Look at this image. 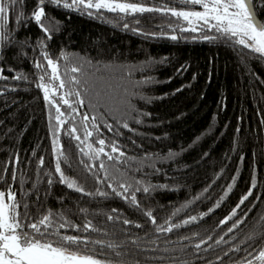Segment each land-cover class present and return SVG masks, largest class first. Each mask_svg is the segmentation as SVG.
<instances>
[{
  "label": "trees",
  "instance_id": "1",
  "mask_svg": "<svg viewBox=\"0 0 264 264\" xmlns=\"http://www.w3.org/2000/svg\"><path fill=\"white\" fill-rule=\"evenodd\" d=\"M118 2L203 11L181 0ZM36 4L24 0L19 10L25 20L10 9L0 29L8 37L0 39V68L8 77L0 80V191L16 195L25 223L51 213L52 225L42 231L86 238V246L73 250L113 264H245V258L258 264L254 257L264 250V57L199 24L196 32L181 31L192 25L163 12L48 4V39L30 19ZM258 17L264 22V13ZM45 52L59 62L65 88L51 80ZM72 67L81 71L72 73ZM72 76L80 85L70 82ZM40 83L57 89L50 93L55 104L44 99ZM126 90L134 93L130 115ZM69 91L81 93L65 97L71 108L60 99ZM57 157L84 192L61 182ZM233 210L236 216L227 219Z\"/></svg>",
  "mask_w": 264,
  "mask_h": 264
},
{
  "label": "snow or ice",
  "instance_id": "2",
  "mask_svg": "<svg viewBox=\"0 0 264 264\" xmlns=\"http://www.w3.org/2000/svg\"><path fill=\"white\" fill-rule=\"evenodd\" d=\"M185 5L200 6L203 11H177L173 8H154V7H145L138 3H127V2H118V0H37L36 8L32 11L30 19L35 22V24L42 30L48 39H51L50 27L48 26L52 21L47 16L45 11V6L48 4L55 5L57 7H63L65 9L73 10H82V9H96L98 12L102 9L108 10L110 12H119L124 14H133V13H146V12H163L164 14H170L173 17L182 18L184 21H187L189 25H192L190 28H181V31H197V24L201 29L208 28L210 30H215V32L220 34V38H226L228 41L232 42L235 45H240L244 49H249L253 53L260 54L261 57H264V22L258 20V16L261 13H264V0H181ZM24 5V0H0V29L5 27V24L9 18L10 9H17V20H25L28 17H25L23 11H20ZM19 6V8L17 7ZM88 15H92L91 12H88ZM127 27V25H125ZM216 36H205L204 39L207 40H216ZM0 39H8L6 33L0 31ZM172 40H177L178 37L173 35L171 36ZM43 43V42H42ZM46 47V45H44ZM63 59L67 60L68 57L66 54H62ZM3 57L0 56V59ZM44 59L47 60L48 66L51 68L50 78L51 80L58 81V87L60 89L65 88L66 82L61 78L59 70V62L51 59L48 54L44 53ZM37 68H42L40 63L36 64ZM3 68H0V80H7L8 77L4 76ZM72 73H78L81 71L79 67H72L70 70ZM19 80L25 77L17 75L14 77ZM41 81L44 80V76H40ZM76 85H80L81 81L76 77L72 76L71 81ZM37 87L42 88L44 92V99L47 100L50 104H55L56 102L52 100L51 94H54L57 89L49 88L47 84L40 83L37 84ZM76 96L80 97L81 93L79 91H69L65 93L60 99L68 107H72L69 103V100L66 99V96ZM99 95V93H97ZM131 95L134 93H127L124 100V107L126 109L125 114L130 115L131 112L135 111L134 107L131 105ZM80 105H84V100L79 99L77 101ZM73 112H77L78 109L72 108ZM56 112L59 115L56 116V120L60 121L61 124L65 121L61 120L63 113L60 112V107L56 104ZM89 119L88 115L83 116V120L87 121ZM92 121L95 122L97 117H91ZM99 127L98 125L96 126ZM108 129L111 131L112 126L107 125ZM124 128H128L127 123L123 124ZM75 128L71 129V132L74 133ZM86 135L91 136L92 132L86 130ZM76 140H80V137L75 136ZM83 143V141H81ZM100 145H104L105 141L100 139L98 141ZM89 149L92 148V145H88ZM83 151V149H81ZM112 152H119V148L112 146ZM97 154L103 153L104 148L101 147L96 150ZM60 155H63V152L60 151ZM120 155H125L123 152H120ZM108 159H113L111 155L108 156ZM43 158L40 160V164L43 165ZM103 168V164L100 165ZM55 172L59 174L60 180L62 183H65L68 188H75L78 192H84L82 187L76 185L74 180L67 178L61 168L59 157H57L55 164ZM12 179L15 180V174H13ZM52 181L49 180L48 183ZM124 188V191H128L127 187L121 185ZM255 187V184H253ZM231 189H229L230 191ZM115 191V189H113ZM144 192H148V188L143 189ZM91 195L90 193H85ZM123 195V193H118ZM99 195H106L105 193H99ZM252 195V192L249 191L240 201L241 204L244 201L248 200L249 196ZM133 202H135V197H132ZM20 207L19 202L16 200V195L11 191V189L5 191H0V264H103V262L92 255L81 254L80 252L73 250L72 246L79 247L80 245H87L88 241L86 238L79 236H69L64 235L60 236L58 230L56 232L42 231L41 226H44L45 229L51 227L52 221L50 219L51 213L39 219L38 222H28L27 214L21 216L17 209ZM26 207V205H25ZM151 217V222L156 223L152 213H146ZM236 216V211L233 210L232 214L227 218L229 220L232 217ZM112 219V217H109ZM192 221L196 220V217H191ZM189 221H185L187 224ZM226 221H222L225 223ZM243 221H240L242 223ZM128 223V221H125ZM90 225H86L87 229ZM60 228H63L64 225L60 224ZM139 227V225H137ZM175 227H180V225H175ZM25 228H31L32 232L24 231ZM159 231L171 232L173 226L167 228L161 226L158 228ZM232 231V228L229 229ZM57 236V240H51L49 237ZM211 239V237H209ZM251 239V237H250ZM220 241H217L219 243ZM99 244L100 241H95ZM111 247V245H109ZM195 247L199 249L200 244H196ZM239 250V249H237ZM251 255V253H249ZM255 260L259 261L260 264H264V250L259 251L258 255L254 257ZM245 264H253V259L245 258Z\"/></svg>",
  "mask_w": 264,
  "mask_h": 264
},
{
  "label": "rangeland",
  "instance_id": "3",
  "mask_svg": "<svg viewBox=\"0 0 264 264\" xmlns=\"http://www.w3.org/2000/svg\"><path fill=\"white\" fill-rule=\"evenodd\" d=\"M184 11H202V10H198V9H188V10H184ZM95 258H97V257H95ZM97 259L101 260L103 262V264H113L112 262H108V261L103 260V259H100V258H97ZM254 264H256V263H254ZM258 264H260L259 261H258Z\"/></svg>",
  "mask_w": 264,
  "mask_h": 264
},
{
  "label": "water",
  "instance_id": "4",
  "mask_svg": "<svg viewBox=\"0 0 264 264\" xmlns=\"http://www.w3.org/2000/svg\"><path fill=\"white\" fill-rule=\"evenodd\" d=\"M258 20L260 21V22H262L261 20H260V18L258 17ZM258 54V53H257ZM258 55H260V54H258Z\"/></svg>",
  "mask_w": 264,
  "mask_h": 264
}]
</instances>
